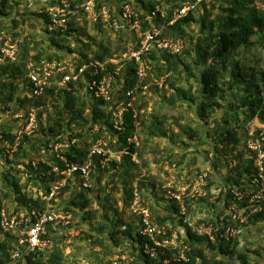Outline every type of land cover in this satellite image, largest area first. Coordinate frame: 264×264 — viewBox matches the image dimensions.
<instances>
[{"label":"trees","instance_id":"obj_1","mask_svg":"<svg viewBox=\"0 0 264 264\" xmlns=\"http://www.w3.org/2000/svg\"><path fill=\"white\" fill-rule=\"evenodd\" d=\"M86 1L67 0L72 7L81 6ZM109 1L99 0L98 8L106 5ZM49 2H51L50 6H53L58 3V0H49ZM136 2L139 4L137 12L140 18H143L147 13L150 14L157 7L163 11L164 15L161 16L158 13L154 21L156 28L161 32V37L179 38L185 42L183 51L178 55L154 51L150 53L148 59L150 60L151 68L148 71L146 83L151 81V74L155 77L168 74V77L161 89L157 86H152L149 88V91L150 93H153L152 91L160 92L162 97L161 102L163 104L174 106L180 100L186 102L189 108H195L196 118L203 128L202 133L205 137L213 139L212 141L214 142L213 151L217 157L211 162L212 170L218 171L219 166L217 164L219 162H223V165H225L226 173L223 176L224 185L220 188L221 193L216 204H212L209 202L211 198L210 193L207 198L199 200H191L186 197H183L179 201L166 199L165 195L168 184L166 182L163 186L159 184L160 186L158 187H161L162 190L161 195L160 193L152 192L151 197L157 200V202L166 201L170 205H166L162 210L151 202L148 203L151 222L156 229L164 226L166 230L165 236L157 234L154 240L141 234L142 221L140 216L133 215L132 213L131 223L123 222L124 230L115 231L118 224L117 221L110 219L107 214H104L103 217L106 224L103 223L98 227L93 226L94 232H97L98 235H103L104 230L108 231L106 235L108 241L114 245L113 249L121 245L118 238L119 233L121 237L130 239L131 249L128 255V264H181V262L174 260V256H179L180 248H174L172 246L168 248L154 247V241L171 238L172 233L175 231L179 237H182L183 244L189 248V250L185 251V256L188 258V262L185 264H229L227 261L219 262L214 257V259L212 258L213 252L228 256V261L234 259L237 255V235L229 241L221 237L225 227L234 225L227 213L229 207L234 205L238 211L246 209L245 214L247 215L254 209L253 207L259 205L261 210L256 213H251L248 218V223L264 220V194L259 202L249 203L250 197L258 191L256 185L251 183L258 172L256 153L249 151L246 145L248 138L246 125H249L251 122L256 124L254 138L261 132L264 135V67L258 66L255 60L247 61V63L252 64L251 67L246 66L248 69L245 70L243 67V65H246L247 58L243 55H247L257 45L264 48V11L257 10L253 6V0H202L199 4L201 10L198 16L191 11L186 17L180 18L170 24L173 19L172 13L175 9L182 7L185 2L194 3L195 0H136ZM126 3L132 5L130 2H124L121 5ZM162 3L164 5L161 6ZM27 8L26 0H0V26L12 24L15 27L18 24V18L22 17L23 20L21 22L24 23L25 18L34 16L44 26L48 48L55 52L67 50L68 53H74L66 45V42L68 37L75 33L79 36L85 33V30L80 31L75 27L79 17H82L85 22L88 21L82 9L75 15L69 17L67 30L62 31L61 28L57 27L49 31L47 28L49 17L45 13L48 7L44 8L41 12H23ZM120 9H118V12H120ZM100 23L96 24V27L102 31ZM192 24L199 26V30L195 36H191L187 30ZM146 29L147 26L143 23L142 30L145 31ZM2 31L0 30V48L7 38L13 37L11 39L19 43L16 39L18 36L16 33L9 35V32ZM129 31L131 37L130 46H128L129 42H120L122 35H119L116 43L120 49L117 51L111 50L112 42L108 41L106 44H100L98 51L94 52L90 58L88 55L91 52L90 44H81L82 46L77 48L79 49L80 59L75 64V67L81 66L83 63L88 62L89 59L103 61L106 58L117 57L131 47L135 49L139 48L141 40L130 29ZM30 53L28 43L22 42L19 44L18 61L14 64L7 63L6 66L0 64V82H3L5 85H2L1 89L3 90L6 87L5 81L7 79L10 80L8 87L12 92L15 90L12 86L13 82L15 81L17 84H20L17 87L26 93V99L31 100L30 105L36 111H40L45 105V102L48 103L49 97H52L55 92L57 93L59 98L58 102L61 103V106L59 107L58 104L56 106L54 103H50L54 105L55 109H60L57 112L59 118L54 122V126L51 127L40 123V114L36 115L39 129L42 132L41 140H43V148L49 151L51 150L49 146L52 144L76 139L77 142L69 145L68 148L60 153V156L65 161L71 163H84L87 160H91L95 170L91 174V177H95L97 183H100L102 178L108 177L110 180L107 182L106 187H109L112 191L119 190V186L121 185L126 194L128 196L130 195L127 198L129 205L132 198L131 191L134 187L140 193L148 186L152 189L155 187V183H149L150 180L148 178L141 179V170L148 167L146 169L148 177L155 176L158 181L159 178L164 180L165 178L163 176L166 174L167 176L171 175L170 169L172 167L176 168L179 163L169 162V167L166 168L165 172L160 169V166H155V163L158 161L156 156L152 162L154 170L150 172V162L148 160H151V155L148 152H144L147 148V140L144 141L140 149L135 148L134 144L127 142L135 133L139 135L142 126H146V116L151 113L148 112V96H140L141 102L139 105H136L138 110L136 120L139 122L140 128L137 129L134 126L135 120L132 112L129 111L125 114L122 130L114 131L108 109L112 104H106L91 97L90 99L85 98L88 91L85 88V82L90 80L88 74H85L84 80L70 83L69 90L57 89L52 85L49 88H45L41 96L30 97L28 95L31 91L28 78L26 77V62L30 58L35 62L42 60L41 54L30 56ZM46 60L51 61L54 59L46 55ZM253 65L256 67L253 68ZM134 73V65L129 63L122 70L120 76L116 78L118 80L116 82V96L118 99L123 100L125 97L124 92L135 85ZM2 78H6L5 81ZM182 82L187 85L186 89L182 86ZM76 87H83L86 93L82 92L83 95H81L76 90ZM170 91L173 92V95L170 94L168 97L167 93ZM10 99L12 100V97ZM218 110L221 111L219 120L214 122V127L209 128V121L213 113ZM162 126L163 124L158 116L151 113L150 125L146 127L149 132L148 138H165L167 133L166 130L162 129ZM105 133L110 138L107 143L113 152L115 151L117 153L126 148L129 154L123 155L121 161L110 160L105 164L103 169H100L99 161L101 158L93 157L88 159V151L97 139H105L107 137ZM184 133L190 138L196 135L195 132L189 129L184 131ZM1 136L5 140L11 143L13 142L12 134L1 132ZM29 138L24 137L22 139L17 149L18 152L14 154V157H17V154L24 149V145L31 143ZM242 138H245L244 142H242ZM1 143L2 140H0ZM219 144L221 147H219ZM41 151L39 148L37 151L39 157H34V160L29 159L23 165V170L19 168L16 170L12 166L9 167L10 162L6 160L3 169H1V179L11 188V194L17 198V202L20 205L19 210H45L47 202L37 197L36 191L39 188L47 190L52 183L59 181L61 178L59 172L55 171V168L62 170L64 163L57 159L56 153L47 152L45 159H43ZM134 152L139 157L140 166L131 161V154ZM2 154L3 150L0 149V156ZM34 162L35 165L33 166L32 164ZM149 172L150 175L148 174ZM23 175H26V177L24 178ZM170 177H175L174 173ZM75 178L76 183L79 184L77 185L79 188L76 190H78L77 192L81 190V192L75 195L70 203L78 211H83L89 206L87 194L91 190L90 187L82 188L80 179L78 177ZM115 178H120L121 184H119V181L118 183L115 182ZM207 179L209 185L213 186L214 183L211 180L210 174H207ZM69 182L70 180L66 182L61 194L62 192L64 193L67 186L70 188ZM160 182L162 183L163 181ZM135 183L137 184L136 186L134 185ZM168 183H173L171 178H168ZM176 183L175 180L174 185ZM30 184L33 186L34 196L26 191L29 190ZM224 190L226 191L224 192ZM232 190L243 192L245 195L238 201L232 194ZM7 196L8 194L2 193V197ZM1 200L0 198V218L2 211H4ZM182 202L186 207L185 214L181 213ZM198 202L207 203L208 207L215 214L214 218L203 219L206 223H210L213 226V231L210 235L213 237V240L207 234L199 235L193 232L192 228L186 223V219L189 218V214L192 213L195 204ZM52 203L54 202H49L48 204L51 205ZM220 204H223V206L221 207ZM159 210H168L169 212L166 214V211L162 213ZM114 215L119 217L115 213V210ZM173 217L178 219V224L182 227L181 230L183 233L179 230L180 228L178 226L173 228L174 226L171 227L168 225L169 220L172 221ZM189 219L192 220L194 225H197L199 222L194 217ZM244 225L242 224L241 227ZM51 228V226L48 227L47 234L44 237L50 241V246L44 253L45 255L48 253L47 257L42 254H37V252H32L25 256L26 264H65L62 252L54 242L57 238L52 235L53 231ZM132 233H135V237L132 236ZM16 239V232L0 235V264H6L10 261L11 251L14 248ZM52 241L54 244H52ZM95 243L99 246H104V241L101 238L96 239ZM146 244L150 248L154 247L156 249L155 256L144 253V245Z\"/></svg>","mask_w":264,"mask_h":264},{"label":"built area","instance_id":"obj_2","mask_svg":"<svg viewBox=\"0 0 264 264\" xmlns=\"http://www.w3.org/2000/svg\"><path fill=\"white\" fill-rule=\"evenodd\" d=\"M202 0H195L194 3L185 2L182 7L177 8L172 13V23L180 18L186 17L189 12L193 11L196 6L200 4ZM99 0H87L81 6L72 7L67 0H58V3L48 7L45 13L49 17L48 30L59 27L62 31L67 30V22L70 16L75 15L79 10H83L87 20L92 24H98L99 22L105 24L112 21L114 27L117 26V21L113 18L115 11L108 5H102L98 8ZM253 6L260 11H264V0H253ZM22 7V6H21ZM158 13L161 16L164 15L163 11L157 7L150 14H146L143 18H140L137 10L129 3L121 5L119 12V19L123 21L126 26L141 40L140 47L129 48L124 53L114 58H106L103 61L89 59L88 62L83 63L81 66H76L73 70L68 71L64 65V62L46 59H42L39 62H35L33 59H28L26 62V70L28 82L30 85V97H39L43 94L45 88H49L52 85L58 89L69 90L70 83H76L84 80L85 74H88L90 80L85 82V88H87V94L95 100H100L106 104H112L109 109V115L112 123V129L114 131H120L123 128L125 114L129 111L132 112V116L135 120L134 126L138 129L139 122L136 120L138 117V110L136 105L140 104V96H150L149 88L151 86H157L159 89L163 86L168 74H164L160 77L150 75L151 82L146 83L148 77V71L150 70V60L148 56L151 52H165L170 55L180 54L184 47L185 42L183 39H175L171 37H161V32L156 28L154 23ZM145 23L147 29L142 30V24ZM19 43L13 41L11 38H7L2 47L0 48V64L5 62L14 64L18 61ZM129 63H132L135 68V85L124 92V99L120 100L116 96L118 81L116 78L120 76L122 70ZM110 68V70H109ZM60 77L59 81L54 82V77ZM116 86V88H115ZM248 129V138L246 145L249 151L256 153V166L257 176L252 180V184L256 185L258 189L249 200V203H256L262 199L264 194V135L261 132L254 138L256 131V124L251 122ZM39 128L36 109L30 108L27 115L24 117L23 123H21L18 129L13 134V142L5 140L1 136L0 149L3 150V154L0 156V170L3 169L5 160L10 162L11 167L14 154L17 152L18 147L24 137H31L37 132ZM105 136L107 134L105 133ZM109 136L105 139H97L89 148L88 159L93 157H99L100 169L105 167V164L110 160L116 158L117 161H121L123 155L129 154L127 149L124 148L120 152H113L109 147L107 141ZM76 139L70 141L65 140L61 143L50 145V149L55 151L57 159L64 163V168L59 170L55 168V171L59 172L61 176L60 180L52 183L47 190L39 188L36 191L37 197L47 202L45 210H18L12 213L9 217L2 211L0 218V235L5 233H17V239L14 243V248L11 251L10 261L6 264H26L25 256L32 252L45 255V251L50 246V241L44 238L47 234L48 227H57L59 225L66 226L71 221L70 214L66 212H55L52 209V205L49 202H54L60 196L62 188L65 187L68 180L72 181L73 185H79L76 183L78 177L81 182L82 188L88 187V180L94 171V165L91 160H87L84 163H71L65 161L60 153L76 143ZM129 144H134L135 148L139 147L138 135L135 133L131 138L127 140ZM118 158V159H117ZM131 161L138 165L137 153L131 154ZM35 165V162L32 164ZM208 172H196L195 178L192 181L185 183L175 184L176 177H171L173 183H168V189L165 195L166 199L179 201L183 197L191 200H199L207 198L208 194H211L209 202L216 204L221 191L216 190L213 186L209 185L207 179ZM26 177V175H24ZM182 178V176H181ZM79 188V187H78ZM174 188V189H173ZM226 190H224L225 192ZM234 197L240 201L244 197V193L240 191L232 190ZM130 211L133 215L140 216L142 221L141 234L147 236L149 239L154 240L156 235H166V230L163 227L156 229L150 220V211L148 207L142 205L143 199L137 188H133L131 191ZM222 207L223 204H220ZM220 207V208H221ZM247 215L246 209L238 211L236 207L230 206L227 211L230 216L233 226L225 227L221 237L226 241L235 237L240 228L238 226L244 225L248 222L249 215L261 210L258 205L253 207ZM185 204L181 203V213L185 214ZM227 215V214H226ZM199 220L197 225H194L191 219H186V223L193 232L199 235H211L213 226L210 223H206L205 218H196ZM222 219V218H221ZM213 240V237L210 236ZM179 236L176 232H173L171 238H163L161 241H154V247L168 248L174 246V248H180L179 256H174V260L185 264L188 262V258L185 256V251L189 248L181 242V245H177ZM183 245V247H181ZM149 247L148 244L144 245V253L155 256L156 249Z\"/></svg>","mask_w":264,"mask_h":264},{"label":"rangeland","instance_id":"obj_3","mask_svg":"<svg viewBox=\"0 0 264 264\" xmlns=\"http://www.w3.org/2000/svg\"><path fill=\"white\" fill-rule=\"evenodd\" d=\"M26 1L28 8L25 9L23 12L25 11L41 12L44 8L49 7L51 4V2L49 1L48 2H37L36 0H26ZM124 2H130L132 3V6L136 10L139 9L138 8L139 4H137L136 0H110L108 3H106V5H108L109 7L115 10V16L113 18L116 19L118 27H114L112 21L105 24L100 23V25L102 26L101 28L102 31H100L97 29L96 24H92L88 21L85 22L82 17L78 18V21L76 22L77 25L75 27L80 31L85 30V33H83V35L81 36L75 33L70 37H68L66 45L69 47V49H71L74 52L72 54L68 53L67 50H63L62 52H55L54 50L48 48V41H46L45 39L44 26L42 25V23L39 22V19H36L34 16L25 18L24 23L21 22L23 19L22 17H20L17 20L18 22L17 26L14 27V25L12 24H5L3 26H0V30H3L2 32L5 31L7 33L9 32V35H11V33H16L18 35L16 39L19 41V44H21L22 42L28 43L31 52L30 56L41 54V59H46V55H47L51 59L64 62L65 67L67 68L68 71H70L73 70L75 64L80 59L78 53L79 49L77 48L79 46H82L81 44H90L89 47L91 48V52L88 53L90 58L92 57L94 52L98 51V46L100 44H106L108 43V41L112 42V45L110 47L111 50L113 51L119 50L120 48H118V45L116 43V41L119 38V35L120 36L122 35L121 37L122 39L120 40V42L122 41H126L127 43L129 42L128 46H130L131 43V37L129 35L130 31L126 26V24L123 21H121L118 17L119 15L118 9H120L121 4ZM163 3L161 4V6L164 5ZM200 10L201 7L200 5H198L194 8L193 13L196 16H198ZM198 27H199L198 25L192 24L187 29L188 33L191 36H195L199 30ZM243 56L247 57L246 65H243L245 70L248 69L246 66L251 67L252 65L250 63H247L248 60L249 62L250 60H255L258 66L264 67L263 47L257 45L255 48H252L247 55H243ZM6 64L7 62L3 63V66H6ZM255 67L256 66L253 65V68ZM59 78L60 77L58 76L54 77V82L59 81ZM150 82L151 81H149L148 83ZM9 83L10 80L7 79L5 81L6 87L3 88L2 90L1 88L2 85L4 84L3 82H0V99H2L1 103H3V105H7L6 109L4 110H7V112L5 113L9 112L8 114L10 116V119L7 123L5 122L0 123V132H5V133H8L10 131H15L17 129V125L19 123L20 124L23 123L24 117L26 113L29 111V109L33 108L30 105L31 100L26 99V93L22 92V89L17 87L18 84H15L16 83L15 81L13 82L14 85L12 84V86L13 88H15V90L12 92V90L9 89L8 87ZM182 86L185 89L187 88V85H185L184 82H182ZM76 90L80 92L81 95H83L82 93L84 92L83 87L81 88L76 87ZM152 92L153 93H150V96L147 98L148 112H151L154 115L158 116L161 123L163 124L162 129L166 130L167 136L165 138H157V137L152 139L148 138L149 132L148 129H146V127L150 125L151 113H149L145 119L146 126L141 127V131L138 135V142H139L138 149L142 148L144 141L147 140V148L145 149L144 152L145 153L148 152V154L151 155L150 156L151 160H148L150 162L149 171L152 172L154 170V168L152 167L153 165L152 162L153 159L157 156L156 158H158V161L157 163H155V166H160V169L164 170L165 172H166V168L169 167V162L179 163L178 164L179 166L177 165L176 168L170 167L171 175L173 176L174 173V176L177 177L176 184H180V183L182 184L187 181H192L196 176L195 175L196 172L203 171V172H208V174L211 175L212 178L211 180L214 183L213 184L214 188L216 190H220L221 186L224 185L223 176L226 173L225 165H223V162L222 163L219 162L217 164V166H219L218 171L212 170L211 162L217 157V155L213 151L214 142L212 141L213 139L205 137V135L202 133L203 128L202 125H200V122H198L196 118L195 108H189L186 102L180 100H178L174 106L163 104L161 102L162 100L161 93L158 91H152ZM170 94L173 95V92L170 91L169 93H167V96L169 97ZM11 97L13 103L12 100L10 99ZM86 97L89 98L88 95H86ZM58 100H59L58 95L55 92L52 97H49L48 103L45 102V105L41 108V110L36 111V115L40 114V119H39L40 123H43L44 125L51 127L54 126V122H56L59 118L57 112L60 111L59 108L55 109L54 105L57 106L58 104L59 107L61 106V103L58 102ZM50 103H54V105ZM15 114H20V118L18 117L19 119H13L12 116H14ZM220 115H221L220 110L213 113L211 120L209 121L210 123L209 128L214 127L215 124L214 122H217L219 120ZM188 129L195 132L196 135L190 138L188 135L184 133V131H187ZM246 129H250V126L246 125ZM40 135H42V132L38 128L37 132L34 133L31 137L35 138L37 136V138L40 139ZM242 139H243L242 142H244L245 138ZM219 147H221L220 144ZM41 149H43L44 151V153L41 154L43 156V159H45V154H47V152L55 153L54 150L48 151L43 147H41ZM17 152H15V154ZM27 157L31 158V160H34V157L38 158L39 156L37 154H34V155H29ZM137 162H138V166H140V160L138 156H137ZM146 169L141 170V179L148 178L150 180L149 183L151 182L155 183L154 189L148 186L147 188H144L143 191L140 193L143 199L142 205L149 208L148 203L150 202L152 203L151 200L152 192H156L157 194L160 193L161 195L162 190L161 187L158 186L160 185L163 186L165 182L166 184H168V178H171L170 177L171 175L167 176L166 174L163 176L165 178L164 180L162 178H159L158 181L157 177L155 176L148 177ZM93 172H95V170ZM150 172L148 173L149 175ZM23 177L25 178L24 175ZM107 180L110 179L108 178ZM160 181L163 182L161 183ZM96 184H97L96 188L94 187L93 189L92 188L93 183H91L90 193L87 194L86 192L89 200V206L87 207V209L83 211H78L77 208L71 205L70 203V201L74 199V196L80 193L81 190L79 192H77L78 190L72 191L71 188H69V186H67L64 193L62 192V194H60V196L57 198L58 201L51 204L52 209H54V211L66 212L71 216V221L68 225L66 226L59 225L57 227L51 228V230L53 231L52 235L57 238V240L55 239L54 242L56 243L57 248H59L60 251L62 252L65 264H128V255L131 249L129 243L131 242L130 239L121 237V234L119 233L118 238L121 245L113 249L114 245H112L108 241V237L106 235L108 231L104 230L103 235H98L97 232H94L93 226L98 227L99 225L105 223L103 215L107 214L110 219H114L118 223L115 231L124 230L125 227L122 226L123 218L119 219L118 216L114 215V210L117 215L119 212H122L124 213L125 216H127L131 220V211L129 210V205L127 206V209H125L124 211L121 210V208L119 207L115 208L116 201L112 203L109 201V198L108 199H106V197H104V199L99 198V196L98 195L96 196V194L98 193V191H100V185L102 186V183L100 182ZM134 185L136 186L137 184L135 183ZM7 187L8 185L1 179L0 176V196L3 193V190L7 191ZM32 187H33L32 184H30L29 190L26 191L27 193H30L34 196L35 194L33 193L34 191L32 190ZM88 187H90L89 181H88ZM76 189H78V187ZM112 192L113 193H110L108 196L111 195V197L113 198V196H115L114 192L117 191L115 190ZM11 193L12 192L7 193L8 198L9 197L12 198L14 196V195L12 196ZM159 202L161 204V208L159 209L162 210H163L162 206H164L165 204L170 205L166 201H159ZM6 205L10 207L9 204ZM18 210L19 209L12 210V208H7V210L5 209V214L10 217L12 213ZM164 211H166V214H168L169 212L168 210H164ZM164 211L161 212L164 213ZM195 215H197V211L194 208L192 210V213L189 214L188 217L193 218ZM173 220L174 219H172V221L169 220L168 225H170L171 227L174 226L173 228H176L177 226H179V224L176 223L175 225V222ZM238 227L241 229V225ZM133 229H134V225H133ZM132 236L135 237V233H132ZM98 238H101V240L104 241V246H99L95 243L96 239ZM179 238L180 239L176 242L177 245H181V242H183V240L181 239L182 237ZM54 242L52 241V244H54ZM47 254L48 253H46L45 255L46 257Z\"/></svg>","mask_w":264,"mask_h":264},{"label":"crops","instance_id":"obj_4","mask_svg":"<svg viewBox=\"0 0 264 264\" xmlns=\"http://www.w3.org/2000/svg\"><path fill=\"white\" fill-rule=\"evenodd\" d=\"M36 1L37 2H48L49 0H36ZM2 80L4 81L5 78H2ZM17 86H20V84H18ZM86 95L88 94L86 93ZM86 98L90 99V96L89 98L88 97ZM1 100L2 99H0V109H1L0 110V123L1 122L7 123L10 119V116L8 114L9 112L5 113L7 112V110H4V109H6L7 105H3V103H1ZM12 103H13V100H12ZM18 117L20 118V114H15L14 116H12L13 119H19ZM19 124L17 125V129L19 127ZM15 131H10L8 133L13 135ZM29 139L31 140V143L24 145V149L21 150L19 154H17V157H14L13 163L11 165L12 168L14 169L16 168V170L17 168H19L20 170H23V165L26 164L29 159H31V158H28L27 156L37 154L38 149L39 148L41 149L42 142H43V140H41V135H40V139H38L37 136L35 138L31 137ZM41 150H42L41 154H43L44 151L43 149ZM113 160L117 161L115 157ZM107 179L108 177H104V179L102 178L100 180V182L102 183V186L98 184L100 185V191H98L96 196L98 195L99 198L101 199H104V197H106V199L109 198V201L112 203L116 201L115 208L119 207L121 208V210L125 211V209H127V206L129 205L127 198L130 197V195L128 196L126 192L124 191V188L120 185L119 190L116 189L117 192H114L115 196H113V198L111 197V195L108 196L110 193H113V192L111 189H109V187H106L107 182L109 181ZM88 181H89L90 188H91V183H93L92 188L93 189L94 187L96 188L97 180L95 177H90ZM114 181L117 183L119 181V184H121L120 178H115ZM69 183H70L71 190L76 191L77 187L73 185L72 181H70ZM9 192H12L9 186L7 187V191L3 190L4 194H7ZM0 198L2 199L1 201L4 207V211L5 209L7 210V208H12V210H16L20 207V205L17 202V198L15 196H13L12 198L7 197L6 199V197H2V194H1ZM151 200H152V204L156 205L158 208H161L160 202H157V200H155L154 198H151ZM57 201L58 200L54 201V203ZM6 204H9L10 207H8ZM165 206L166 204L162 207H165ZM194 208L197 211V215H195L194 218H205V219L214 218L215 214L212 212V209L208 208L207 203L205 202L196 203ZM129 209H130V205H129ZM118 215L120 219L123 218L122 222L125 221L124 223H131V220L127 216H125L124 213L119 212ZM172 219H174L173 221L175 222V225H176V223H178V219L176 217H173ZM178 228H180L179 230L182 232L181 230L182 227L178 226ZM236 250L238 251L237 255L235 254L236 256L232 260L228 261V258H229L228 256H223L217 252H213L212 258L214 257L219 262L227 261L229 262V264H264V220L260 222H255V223L247 222L246 225L241 227L239 233L237 234Z\"/></svg>","mask_w":264,"mask_h":264}]
</instances>
